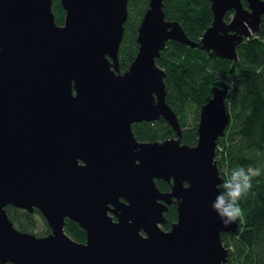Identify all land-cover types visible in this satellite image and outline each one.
Masks as SVG:
<instances>
[{
    "label": "water",
    "instance_id": "obj_1",
    "mask_svg": "<svg viewBox=\"0 0 264 264\" xmlns=\"http://www.w3.org/2000/svg\"><path fill=\"white\" fill-rule=\"evenodd\" d=\"M58 1L62 25L53 0H0V264H224L221 234L237 224L214 158L229 85L210 89L196 144H182L156 59L175 41L233 70L237 47L260 29L264 0H208L213 19L198 42L165 20L166 0H148L123 72L128 0ZM159 119L177 138L135 139L133 124ZM171 205L177 219L163 230ZM7 206L38 211L50 232L19 231ZM65 220L84 243L65 233Z\"/></svg>",
    "mask_w": 264,
    "mask_h": 264
},
{
    "label": "trees",
    "instance_id": "obj_2",
    "mask_svg": "<svg viewBox=\"0 0 264 264\" xmlns=\"http://www.w3.org/2000/svg\"><path fill=\"white\" fill-rule=\"evenodd\" d=\"M246 7L245 0H241ZM208 0H166L163 12L166 21L177 22L186 37L198 42L211 25L213 16ZM148 7V0H128L127 19L118 50L119 70L125 71L133 61L138 45L137 30ZM52 11L57 25H62L64 11L53 0ZM232 13L224 16L229 21ZM238 60L211 58L205 51L168 41L157 65L165 73L166 102L177 116L181 127V142L194 146L201 107L211 98L210 89L220 82L229 85L225 100L228 125L217 140L215 163L223 179L222 197L227 198L228 218L237 224L234 232L221 234L228 251L224 264H264V17L259 31L244 39L237 47ZM139 142H156L177 138L163 120L132 125ZM161 192L170 184L156 181ZM9 220L22 232L39 237L50 232L41 214L11 206L5 208ZM163 230L176 221V207L171 205L164 214ZM42 226H37V219ZM65 233L75 242L84 243V231L74 222L65 220Z\"/></svg>",
    "mask_w": 264,
    "mask_h": 264
},
{
    "label": "rangeland",
    "instance_id": "obj_3",
    "mask_svg": "<svg viewBox=\"0 0 264 264\" xmlns=\"http://www.w3.org/2000/svg\"><path fill=\"white\" fill-rule=\"evenodd\" d=\"M37 219V226L38 227H41L42 226V222H41V220L39 219V218H36ZM161 228H162V226H161ZM34 233H35V235H37L36 233H37V231H34ZM38 236V235H37ZM39 237V236H38Z\"/></svg>",
    "mask_w": 264,
    "mask_h": 264
}]
</instances>
